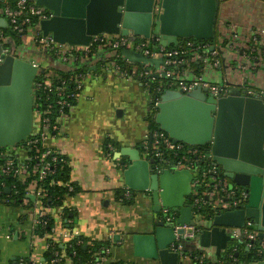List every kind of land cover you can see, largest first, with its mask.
<instances>
[{
  "label": "water",
  "instance_id": "obj_1",
  "mask_svg": "<svg viewBox=\"0 0 264 264\" xmlns=\"http://www.w3.org/2000/svg\"><path fill=\"white\" fill-rule=\"evenodd\" d=\"M35 3L52 13L39 21L38 30L60 44L88 45L98 34L146 39L155 36L164 47L176 46L186 38L210 40L209 49L218 50L220 64L224 65L219 31L224 0H35ZM0 22L4 24L3 19ZM230 45L226 47L234 63L230 74L238 68L239 77L248 69L244 70L234 58L244 56L246 50L244 46L234 50ZM254 51L244 56L246 61L263 59L262 52L259 54L256 48ZM121 54L131 64L163 66L162 57L148 58L131 48H123ZM254 65L264 68V62ZM38 70L43 72L44 68L22 57L5 56L0 63V148L16 147L33 132L32 89ZM161 73L164 77V69ZM153 76L159 78L158 74ZM238 86H234L237 90L229 87L226 94L218 95L201 87L188 93L162 90L153 122L176 141L190 146L208 145L201 149V164L217 167L230 188L248 190L247 202L242 207L223 211L212 207L213 213L206 217L195 214L191 183L199 168L194 171L174 168L171 162L158 164L136 147L123 146L115 153L123 166L124 186L143 193L152 203L150 230L132 234L134 256L159 264H200L198 259L205 264H264V257L246 263L239 261L237 249L227 255L230 245L245 244L242 230L248 220L253 223L251 229L257 231V238L264 237V92L255 89L249 94L248 85L244 84L245 89ZM151 131L147 137L149 149ZM5 192H9L8 187ZM162 207L175 214L172 221L166 222L158 215ZM174 224L199 228L196 252L182 249V241L190 239H177ZM243 250L251 251L247 246Z\"/></svg>",
  "mask_w": 264,
  "mask_h": 264
},
{
  "label": "crops",
  "instance_id": "obj_2",
  "mask_svg": "<svg viewBox=\"0 0 264 264\" xmlns=\"http://www.w3.org/2000/svg\"><path fill=\"white\" fill-rule=\"evenodd\" d=\"M220 26L223 29L221 35L230 32L239 40L246 39L250 33L251 37L256 34V47L260 49L261 45L264 46V1L224 0ZM33 32V29L29 30V35H26L31 40L23 45L36 49L32 42ZM229 45L223 42L221 49ZM113 54L108 49L97 50L77 62L78 65L74 61L65 64L53 55L37 50L36 56L25 58L38 64L43 61L44 70L49 74L79 67L89 72L72 106L65 115L56 118V136L45 142L66 158L69 180L76 190L71 195L66 194L56 205H44L35 199L31 193L33 185L28 186L27 199L23 201H0V264H54L47 254L49 244L62 248L75 236L86 238L87 243H107L104 247L106 253L99 255L95 264L117 261L124 264H159L133 255L132 234L150 230L148 222L153 219L152 203L149 197L134 190V195H137L130 202H124L121 190L127 187L123 184V166L119 164L120 158L115 157L121 147L140 148L147 139L152 98L142 80L133 76L125 78L113 69L102 68L104 61ZM244 56L238 58L246 62L242 68L248 69V73L239 77L230 74L234 64L231 58H224L225 67L222 63L215 67L207 58L191 60L181 66L176 75L186 80L201 76L211 83L226 85L228 89L237 84L245 89L246 84L251 91L260 89L264 92V86L258 88L255 85L258 82L264 85V68L254 65V62L263 63L264 57L248 62ZM145 65L152 69L153 74L161 73L162 66L154 68ZM106 143H111L112 149H105ZM4 152L19 162L26 156L20 148H8ZM108 152L110 155H107ZM35 208L44 209L52 222V229L39 232L32 228ZM197 236L182 241V249L196 252L199 247ZM63 258V264H73L69 256L63 254Z\"/></svg>",
  "mask_w": 264,
  "mask_h": 264
},
{
  "label": "built area",
  "instance_id": "obj_3",
  "mask_svg": "<svg viewBox=\"0 0 264 264\" xmlns=\"http://www.w3.org/2000/svg\"><path fill=\"white\" fill-rule=\"evenodd\" d=\"M51 15L52 13L48 9L37 5L35 0H0V20H4V24L0 22V63L5 56L20 57L17 54L18 43H16L15 39L22 40L23 35L33 29L32 42L34 46L40 52L53 55L63 63L79 62L86 56L91 55L92 52L103 49H108L117 54V51H121L123 48H131L148 58L162 57L164 77L161 76L162 73H158L159 78L153 76L152 69L147 65L140 67L131 65L130 68H126L121 67L114 59L110 58L102 64L104 70L113 69L125 78L137 77L142 81L144 80L145 82L143 83L146 85H148L150 80H161L154 88V93H157L158 97L155 96L151 101L150 115L152 114V116L156 112V106L160 101V91L165 89L188 93L196 87H201L206 88L214 95L219 93L226 94L229 91L226 85L211 83L204 80L201 76L186 80L176 75V71L191 60L201 61L207 58L213 66H218L220 64L218 50L216 48L210 50V42L186 38L181 40L177 47L166 48L159 44V37L155 36L146 39L141 36L131 38L122 35L98 34L92 37L88 45L60 44L55 42L49 35L43 36L38 30L39 21L47 19ZM251 40L255 44L258 36L256 34L253 35ZM214 45L217 46V44ZM230 46L233 47V44ZM254 48H250L248 52H255ZM261 52L264 54V49H261ZM120 55L123 58L121 53ZM124 60L127 61L126 59ZM35 64L38 65V63ZM79 68L68 76H58L53 73L49 74L45 70L43 72L38 70L32 89L34 107L33 132L18 146L12 147L25 151V159L19 162L12 155H6L5 150L0 152L1 158H4L3 161H0V175H9L21 181L26 180L30 176H36L30 185L34 187L31 193L37 200L45 196L42 189L37 187V182L54 173L57 168V162L64 161L62 155L47 146L45 142L47 139L56 136L58 131L56 118L66 114L81 90L86 75L89 74L86 68ZM248 93L253 94L251 90ZM151 130V148H148L147 139L140 145L144 156H150L158 164L171 162L174 166H185L194 171L199 168L191 183V202L194 204L193 212L195 214L203 207H213L214 210L223 211L240 208L247 202L248 190L246 188L237 186L230 188L217 167L201 164V158L203 157L201 150L174 140L157 127L151 128ZM106 147L112 149V144L106 143ZM107 155H110V153L108 152ZM178 155H181V157L175 159ZM193 155L194 158L192 157ZM0 184L2 187L4 186L3 182ZM60 184L65 185L67 191L73 190L70 181L60 182ZM2 192V188H0V196ZM133 194L134 191L132 189L125 188L122 192V197L130 199ZM160 215L166 222H170L175 218V214L167 207L161 208ZM47 221L48 218L44 209L35 208L31 219L32 228L43 229L47 225ZM252 225L253 223L248 220L242 230L243 236L246 238L243 246L251 249L254 252V257L261 259L264 257V237L258 239L257 231L251 229ZM180 230H182L181 233L179 232ZM173 232L177 239H191L198 234L199 228L186 224H174ZM235 236L237 235L235 234ZM234 251L235 248H231L229 255ZM103 252L106 253L105 250ZM54 255L51 262L60 264L61 257H59L57 252ZM198 261L201 263L200 259ZM96 262H98V258H96Z\"/></svg>",
  "mask_w": 264,
  "mask_h": 264
},
{
  "label": "trees",
  "instance_id": "obj_4",
  "mask_svg": "<svg viewBox=\"0 0 264 264\" xmlns=\"http://www.w3.org/2000/svg\"><path fill=\"white\" fill-rule=\"evenodd\" d=\"M27 34V33H26ZM192 39V38H191ZM216 40V38H214ZM16 43L18 45H23L22 40L20 39H15ZM214 40V41H215ZM205 42H209L210 40H202ZM213 41V42H214ZM252 42V41H251ZM256 46V43H251L250 47ZM172 47H177L173 45H169L166 48H172ZM263 49L262 45L260 47ZM38 52L39 49L36 48ZM247 54L249 53L248 50L246 51ZM121 51H117V54H113L110 59H114L117 64H119L121 67H126L130 68L132 64L129 62L125 61L122 56L120 55ZM47 54V53H46ZM77 63V62H75ZM78 65V63H77ZM140 67V65H137ZM196 67H200V65H195ZM80 69V68H79ZM78 68L72 69V70H57L53 71V74H56L58 76H68L74 71H77ZM179 70V69H178ZM141 82H145L144 80ZM161 82V80H150L148 82V85L143 83V85L146 87V89L149 91V94L151 98H154L155 96L158 97L157 93H154V88ZM149 127L151 128H156L157 125L153 122V116L152 114L149 115ZM195 148H198L201 150L202 148H207L208 145H202V146H193ZM105 149L107 147L105 146ZM5 148H0V152L4 151ZM142 150V149H141ZM181 155H178L175 159L180 158ZM194 158V155L192 156ZM64 161H59L57 162V168L54 171V173L49 174L45 177L43 180H39L37 182V187H40L42 191L44 192L45 196L40 198L39 201L42 202L44 205H56L61 202L63 197L67 195H71L75 190L76 187L72 182L70 184L73 186L72 191H67V187L63 184H60V182H67L69 180V175H68V167H67V161L64 156H62ZM4 158H1L0 156V161H3ZM36 178V176H30L26 180L21 181L18 179H14L13 177L9 175H0V183L3 182L4 186L2 187L0 184V188H2V194L0 196V201H4L6 203H10L11 200L15 201L16 203L23 201L27 199V189L28 186L31 184L32 180ZM9 187L10 191L8 193L5 192V187ZM124 189L121 190V193L123 192ZM134 195V194H133ZM133 199L131 197L130 199H125L124 202H130ZM198 213H200L203 216H209L210 214L213 213L212 209L210 207H203L198 210ZM65 216H67V212H65ZM52 227V222L50 220L47 221V225L43 229H37L39 232L43 231H49L50 228ZM106 242L103 241H91L90 243H87V239L82 237V236H75L73 237L69 242L65 243L63 247H59L57 244L50 243L47 249V254L49 257V261H51L54 258V253L57 252L59 254V257H61L60 264H63L64 258L63 254L65 256H69L73 262V264H95L96 258L100 255H104V247H106ZM242 246V247H241ZM240 252V260L243 262H249L250 260H256L258 258L252 257V250L248 252H245L243 250V245H239L238 249ZM99 252V254H98ZM98 254V255H97ZM239 260V261H240ZM57 264V263H55ZM110 264H124L122 261H117V262H112ZM200 264H205L204 262Z\"/></svg>",
  "mask_w": 264,
  "mask_h": 264
},
{
  "label": "rangeland",
  "instance_id": "obj_5",
  "mask_svg": "<svg viewBox=\"0 0 264 264\" xmlns=\"http://www.w3.org/2000/svg\"><path fill=\"white\" fill-rule=\"evenodd\" d=\"M219 31H223V29L221 28V26L219 27ZM29 32V31H28ZM27 35H29V33H27ZM27 35H23V37H22V42H23V44H28L29 42H30V40H31V37H29V36H27ZM220 40L221 41H223V42H225V44L226 45H229V44H233V49L235 50V48H240V47H242V46H244L245 47V50L247 51V50H250V44H251V33L247 36V38L246 39H244V38H242V39H240L239 40V38L238 37H235L234 35H233V33H228V34H226L225 36L224 35H221V38H220ZM243 40V41H242ZM19 46V47H18ZM17 46V54L20 56V57H22V58H28V57H30V56H36L35 55V50L36 49H33V48H31V47H29L28 45H22V46H20V45H18ZM255 48L258 50V53L259 54H261V48L259 49L258 47H256L255 46ZM228 50L229 49H224L223 50V56L225 57V58H232V56H231V54L228 52ZM235 62H237V64H239V66L240 65H242V62H241V60L238 58V57H236L235 59ZM35 62V61H34ZM39 62H41V61H39ZM43 61L41 62V63H39V65H40V67H42V68H44V66H43ZM66 64V63H65ZM239 73H240V71L238 70V68H235V70L233 71V73L232 74H234V77H237L238 75H239ZM248 72H246V73H244V74H247ZM228 76H230L229 74H228ZM197 77V76H196ZM195 77V78H196ZM194 78V79H195ZM255 85L258 87V88H261L262 86H264L263 85V83H261V82H258V83H255ZM234 90H237L236 88H234L233 89V91ZM25 152V151H24Z\"/></svg>",
  "mask_w": 264,
  "mask_h": 264
},
{
  "label": "flooded vegetation",
  "instance_id": "obj_6",
  "mask_svg": "<svg viewBox=\"0 0 264 264\" xmlns=\"http://www.w3.org/2000/svg\"><path fill=\"white\" fill-rule=\"evenodd\" d=\"M136 195H137V194H135V195L133 196V198H134ZM158 215L160 216L159 213H158ZM256 239H257V238H256ZM239 245H241V244L234 243V245H230L229 247H231V248L234 247L235 250H236V249H238V246H239ZM241 247H242V246H241ZM229 254H230V249H228V251H227V255H229ZM239 254H240V252H239ZM252 254H253V255H252V257H253V256H254V252H253V251H252ZM263 256H264V255H263ZM238 258H240V255H239ZM239 260H240V259H239ZM252 260H253V259H252ZM252 260H250V261H252ZM240 261H241V260H240ZM250 261H249V262H250ZM241 262H243V261H241ZM243 263H245V262H243Z\"/></svg>",
  "mask_w": 264,
  "mask_h": 264
}]
</instances>
